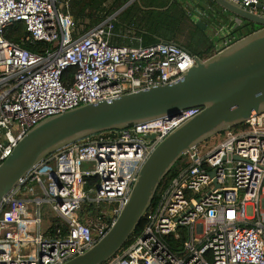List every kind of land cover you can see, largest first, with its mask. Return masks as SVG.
Returning <instances> with one entry per match:
<instances>
[{
  "label": "built area",
  "instance_id": "1",
  "mask_svg": "<svg viewBox=\"0 0 264 264\" xmlns=\"http://www.w3.org/2000/svg\"><path fill=\"white\" fill-rule=\"evenodd\" d=\"M227 1L264 13V0ZM115 23L114 15L74 39L65 0H0V163L48 117L177 82L194 67L195 55L183 47L144 46L117 33ZM15 24L25 26L28 42L52 48L36 54L11 42L6 33ZM199 113L192 108L117 139L75 143L35 166L0 206V264H64L89 250L115 223L157 145ZM247 124L192 149L141 235L104 264H264V115ZM93 178L99 181L88 188ZM86 202L98 206L88 224L80 218ZM43 204L67 231L54 233L53 223L42 230Z\"/></svg>",
  "mask_w": 264,
  "mask_h": 264
},
{
  "label": "water",
  "instance_id": "2",
  "mask_svg": "<svg viewBox=\"0 0 264 264\" xmlns=\"http://www.w3.org/2000/svg\"><path fill=\"white\" fill-rule=\"evenodd\" d=\"M136 1L140 0H131L121 11ZM210 1L237 24L248 22L259 29L207 59L195 56L194 67L177 82L85 104L46 118L32 127L0 163L1 206L35 166L69 145L117 139L121 131L132 126L200 109L198 115L172 131L150 154L110 230L85 253L64 264H104L111 260L136 233L161 183L183 157L213 137L264 115V13L227 0ZM263 7L259 4L258 10ZM147 138L154 140L155 136Z\"/></svg>",
  "mask_w": 264,
  "mask_h": 264
},
{
  "label": "trees",
  "instance_id": "3",
  "mask_svg": "<svg viewBox=\"0 0 264 264\" xmlns=\"http://www.w3.org/2000/svg\"><path fill=\"white\" fill-rule=\"evenodd\" d=\"M65 1L69 4L71 16L73 18V21L75 22V29L73 33L74 39L84 36L93 28L104 23L111 16L119 13L117 21L115 23L117 33L121 34V32H123L127 35L130 34L136 37H140L143 40L144 46H150L160 43L159 40H164L168 43L174 42L181 45L180 41L181 39L185 38L184 35L190 29L189 23L192 20L191 17H189L188 14L180 7V0H175V2L171 6V0H141L140 4L139 2H134L123 11H121V9L131 0ZM166 7H169V9L166 11L144 10V8L163 9ZM224 22H227L226 24L228 27L226 32L231 40L236 41L248 34L253 33L256 30V26L248 22L237 24L229 18H224ZM125 29L129 31H124ZM189 34L191 36H194L200 34V32L197 29H195L194 31L189 30ZM6 37L11 42L17 43L36 54L45 53L46 50L52 48V45L49 44H37L28 42V33L23 24H15L11 28H9L6 33ZM117 43L127 44L123 40H118ZM191 45L200 46L201 43L189 41L182 46H185L187 49H189ZM212 55H214L213 51L208 56L201 58L207 59ZM70 77L71 73H68L66 75V78ZM247 128L248 124L244 123L234 127L231 130L234 132H240L246 130ZM184 160L185 157H183V159L165 177L149 211H154V209L159 205L163 195L170 187L172 181L178 175L177 166L180 165ZM98 181V178L90 179L88 188L95 186ZM97 208L98 206L95 204L89 202L84 203L80 212V218L82 219V222L88 224L87 218H94L97 213ZM145 225L146 221L144 219L140 227L131 237L126 246L131 244L136 240V238L141 235L143 229L145 228ZM67 228V224L62 219L57 218L53 222L51 231H54L55 233L58 229H61L65 232L67 231Z\"/></svg>",
  "mask_w": 264,
  "mask_h": 264
},
{
  "label": "rangeland",
  "instance_id": "4",
  "mask_svg": "<svg viewBox=\"0 0 264 264\" xmlns=\"http://www.w3.org/2000/svg\"><path fill=\"white\" fill-rule=\"evenodd\" d=\"M173 0H171L172 4ZM180 7L191 17V22L189 23L190 31H194L197 29L200 34L191 36L189 34V30L185 33V39H190V41H198L201 43L199 47L195 45H191L190 48L194 50L199 57H206L212 53L213 47L215 44L220 43L223 39L229 38L226 30H227V22H224V18H229V15L224 14L221 16L220 14L214 12L213 9L206 7L203 0H180ZM199 27V28H198ZM259 29L258 26L255 28ZM193 51V52H194ZM223 139L222 135H218L210 139L207 144L203 146H212L217 142H221ZM85 169H93L94 165L85 164ZM41 196L43 194L41 193ZM42 211V230L45 232L49 229L50 224L53 223L58 216L51 212V208L48 204H43L41 206ZM248 214L251 213V207H247ZM22 251H26V247H22ZM25 257L26 254L23 253Z\"/></svg>",
  "mask_w": 264,
  "mask_h": 264
},
{
  "label": "crops",
  "instance_id": "5",
  "mask_svg": "<svg viewBox=\"0 0 264 264\" xmlns=\"http://www.w3.org/2000/svg\"><path fill=\"white\" fill-rule=\"evenodd\" d=\"M136 2H139V4L141 3V0L140 1H136ZM175 2V0L173 1V3ZM172 3V4H173ZM172 4H170V6L172 5ZM129 7V6H128ZM127 7V8H128ZM156 10V9H160V8H144V10ZM168 10L169 9V7H166V8H163L162 10H157V11H166V10ZM118 14L119 13H117V14H115V17H116V21H117V17H118ZM124 31H129V30H124ZM131 32V31H130ZM122 34H126V33H123V32H121ZM130 35V34H129ZM133 36V35H132ZM195 37V36H194ZM195 38H197V37H195ZM185 39V38H184ZM184 39H181V45L180 46H182V45H184L185 43H187V42H189L190 41V39H187V40H184ZM195 43H198V41H194ZM231 42V38H227V39H223L222 41H220V43H218V44H215L214 45V49H213V52H214V54L215 53H217L218 51H220L221 49H223L226 45H228L229 43ZM184 43V44H183ZM197 45V44H196ZM195 45V46H196ZM182 47H185V46H182ZM196 47H199V46H196ZM186 48V47H185ZM188 50H190L191 51V53L192 54H194L195 56H197L198 54L194 51V50H192V49H188ZM194 51V52H193ZM203 58V57H202Z\"/></svg>",
  "mask_w": 264,
  "mask_h": 264
},
{
  "label": "flooded vegetation",
  "instance_id": "6",
  "mask_svg": "<svg viewBox=\"0 0 264 264\" xmlns=\"http://www.w3.org/2000/svg\"><path fill=\"white\" fill-rule=\"evenodd\" d=\"M204 4L206 5V7L213 9L214 12L220 14L221 16H224V14L227 15V13L223 12L220 8H218L215 4H213L210 0H203ZM225 17V16H224ZM229 19L231 20V17H229ZM239 23V22H238ZM241 24V22L239 23Z\"/></svg>",
  "mask_w": 264,
  "mask_h": 264
}]
</instances>
